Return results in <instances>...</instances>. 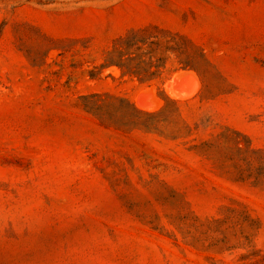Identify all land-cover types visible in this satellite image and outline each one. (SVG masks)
Masks as SVG:
<instances>
[{
  "label": "rangeland",
  "instance_id": "rangeland-1",
  "mask_svg": "<svg viewBox=\"0 0 264 264\" xmlns=\"http://www.w3.org/2000/svg\"><path fill=\"white\" fill-rule=\"evenodd\" d=\"M0 264H264V0H0Z\"/></svg>",
  "mask_w": 264,
  "mask_h": 264
},
{
  "label": "trees",
  "instance_id": "trees-1",
  "mask_svg": "<svg viewBox=\"0 0 264 264\" xmlns=\"http://www.w3.org/2000/svg\"><path fill=\"white\" fill-rule=\"evenodd\" d=\"M129 55L128 50L115 49L111 53L110 63L108 65H117L122 70L123 75L137 76L140 80H152L154 77H160L162 75V72L159 70L151 72L150 69L153 67L152 63L144 61L142 56L133 58ZM156 67L159 69L161 66L156 65Z\"/></svg>",
  "mask_w": 264,
  "mask_h": 264
},
{
  "label": "bare ground",
  "instance_id": "bare-ground-1",
  "mask_svg": "<svg viewBox=\"0 0 264 264\" xmlns=\"http://www.w3.org/2000/svg\"><path fill=\"white\" fill-rule=\"evenodd\" d=\"M183 75L184 76H186V75L191 76L192 81H191V83H189L188 85H186L182 90H176V89H174L173 88V82L172 81H169L166 84V87H167L166 89H168V91L171 94V96H173L175 98H181V100H182V98H187V97L190 98V96L193 95L197 91V89L199 87L198 79L196 78V76L192 72H181V73L175 75L173 77V79H178V78L182 77ZM142 93H144L146 95V102H145V104H142V106L137 103V106L142 107V108H148V109H150V107H151V101L150 100L148 101L149 94L147 92H142ZM183 100H185V99H183ZM143 105H145V106H143ZM156 105H157V103H156Z\"/></svg>",
  "mask_w": 264,
  "mask_h": 264
},
{
  "label": "water",
  "instance_id": "water-1",
  "mask_svg": "<svg viewBox=\"0 0 264 264\" xmlns=\"http://www.w3.org/2000/svg\"><path fill=\"white\" fill-rule=\"evenodd\" d=\"M171 81L173 82L174 88L183 89L186 85L191 83L192 78H191V76L186 75V76H182V77H180L178 79H173L172 78ZM138 101H139L140 104H145L146 95H144V94L139 95Z\"/></svg>",
  "mask_w": 264,
  "mask_h": 264
}]
</instances>
